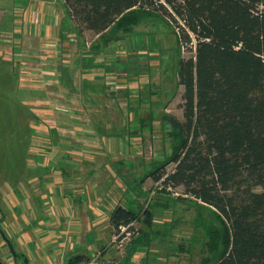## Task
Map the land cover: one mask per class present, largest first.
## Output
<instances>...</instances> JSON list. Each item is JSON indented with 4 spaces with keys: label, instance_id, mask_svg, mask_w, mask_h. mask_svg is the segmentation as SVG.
I'll use <instances>...</instances> for the list:
<instances>
[{
    "label": "crops",
    "instance_id": "obj_1",
    "mask_svg": "<svg viewBox=\"0 0 264 264\" xmlns=\"http://www.w3.org/2000/svg\"><path fill=\"white\" fill-rule=\"evenodd\" d=\"M37 1L35 5L26 0L18 6L17 14L28 28L27 44L38 50L40 44L44 47L57 40L62 52L54 63L44 54L42 66L48 63L42 71L22 76L25 89L39 90L28 91L25 99L30 107L23 161L27 170L14 174L11 183L4 185L11 192L10 203L3 199L4 189L0 192L1 236L14 250L12 254L7 246L12 264H70L74 257L81 259L72 264L88 260L89 264H112L110 253L118 252L110 250L117 231L110 216L117 205L128 207L139 198V191L125 181L132 175L130 169L139 167L131 136L147 130L150 141L159 137L157 123L163 119L162 111H167L159 105L163 94L149 87L159 76L145 77L146 47L126 40L129 26H110L99 33L78 27L72 41L61 29L65 19L61 24L58 12ZM41 59L27 61L35 64ZM52 64H56L54 70ZM55 70L51 76L49 71ZM50 95L63 104V110H50ZM114 178L126 182V201L113 198ZM94 240L104 244L93 245ZM90 247L95 253L92 258ZM136 250H132L135 255Z\"/></svg>",
    "mask_w": 264,
    "mask_h": 264
},
{
    "label": "trees",
    "instance_id": "obj_2",
    "mask_svg": "<svg viewBox=\"0 0 264 264\" xmlns=\"http://www.w3.org/2000/svg\"><path fill=\"white\" fill-rule=\"evenodd\" d=\"M64 2L75 22L95 33L133 24L137 12L125 17L134 9L158 14L180 48L194 49L177 67L183 118L166 116L170 151L151 177L183 186L219 213L225 234L214 264H264V0ZM138 216L118 205L110 221L118 230Z\"/></svg>",
    "mask_w": 264,
    "mask_h": 264
},
{
    "label": "rangeland",
    "instance_id": "obj_3",
    "mask_svg": "<svg viewBox=\"0 0 264 264\" xmlns=\"http://www.w3.org/2000/svg\"><path fill=\"white\" fill-rule=\"evenodd\" d=\"M25 1L0 0V192L4 189L3 199L9 203L12 199L11 192L7 189L8 186L4 185L11 183L14 174L21 175L27 170L23 161L27 153L26 138L30 133V107L25 99L28 91L33 88L39 90V87L33 86L25 89L22 76L29 74L27 71L31 72L32 76L40 73L42 67L48 63L47 61L42 66L41 57H44V54H48L50 56L48 60L54 63L62 52L60 42L57 40L46 42L44 47L40 44L38 50H33L27 44L28 39L25 35L27 24L24 26L23 16L17 14L18 6ZM33 2L35 5L39 3L37 0ZM42 3L58 12L60 22L65 19V28L62 26L61 29L64 33L68 32L71 35L70 39L74 41L77 35L75 31L80 26L70 15L64 0H43ZM135 12L138 13V18L134 21L133 27L131 24L128 25L129 29L125 31L126 40L136 41L146 47L147 55L144 56L143 62L148 66L143 73L146 74V78L149 75L159 76V79L157 77L149 87L155 93L163 94L159 105L165 107L167 111H162L163 119L157 123L160 128L155 135L158 133L159 137L150 141L148 139L150 134L145 135L147 130L143 135L131 136L132 150L136 153L135 160L139 167L130 169L132 175L129 174L125 181L130 183V189L140 192L137 193L139 198L136 197V200L128 205L139 216L136 221L130 223V227L125 226L123 232L121 230L115 232L114 247L110 250L118 254L110 253L108 260L112 264H214L223 254L225 234V225L219 213L212 206L184 193L183 186L166 187L159 181L151 180V170L156 168L162 159L164 161L170 151L171 136L166 116L179 120L183 118L181 107L183 87L177 80L178 61L180 57L193 56L194 49L187 46L180 48L174 28L158 14L134 9L126 14L125 19L133 20L132 14ZM138 36L139 39H136ZM33 58L41 61L35 64L34 61H27ZM133 60L134 58H130V61ZM54 65L56 64L50 65L53 70L56 68ZM49 72L56 74L57 70ZM54 73L51 76H55ZM140 76L144 75L140 73ZM141 81L138 82V89L142 87ZM52 82L51 84H54L56 81ZM46 87L49 91V86ZM53 96L50 95V110H63V104L56 102V96ZM134 138L139 139L140 143H134ZM173 166L174 163L170 162L165 169L170 171ZM135 174L137 176H134ZM125 181L120 178L111 180L113 198L121 197L126 201L127 197L123 194ZM148 216L150 222L147 224ZM92 244L101 246L104 242L94 240ZM7 246V241L0 234V264L13 262ZM102 248L101 253L105 251ZM134 248L137 249L136 255L132 252ZM91 250L90 247L88 253L92 258L95 253Z\"/></svg>",
    "mask_w": 264,
    "mask_h": 264
},
{
    "label": "water",
    "instance_id": "obj_4",
    "mask_svg": "<svg viewBox=\"0 0 264 264\" xmlns=\"http://www.w3.org/2000/svg\"><path fill=\"white\" fill-rule=\"evenodd\" d=\"M0 234H1V230H0ZM5 240L7 241L8 247H9L10 251L12 252V254H15L10 242L7 239H5Z\"/></svg>",
    "mask_w": 264,
    "mask_h": 264
},
{
    "label": "built area",
    "instance_id": "obj_5",
    "mask_svg": "<svg viewBox=\"0 0 264 264\" xmlns=\"http://www.w3.org/2000/svg\"><path fill=\"white\" fill-rule=\"evenodd\" d=\"M58 107H59V106H58ZM120 229H121V231L123 232V231L126 229V227H125V226H121ZM90 262H91V261H90ZM90 262H86V263L81 262V263H79V264H89Z\"/></svg>",
    "mask_w": 264,
    "mask_h": 264
}]
</instances>
